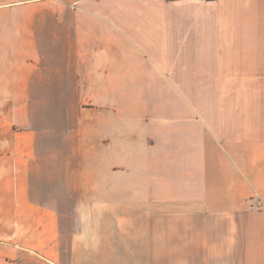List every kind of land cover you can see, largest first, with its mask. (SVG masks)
<instances>
[{
  "label": "crops",
  "instance_id": "1",
  "mask_svg": "<svg viewBox=\"0 0 264 264\" xmlns=\"http://www.w3.org/2000/svg\"><path fill=\"white\" fill-rule=\"evenodd\" d=\"M0 264H264V0H0Z\"/></svg>",
  "mask_w": 264,
  "mask_h": 264
},
{
  "label": "rangeland",
  "instance_id": "2",
  "mask_svg": "<svg viewBox=\"0 0 264 264\" xmlns=\"http://www.w3.org/2000/svg\"><path fill=\"white\" fill-rule=\"evenodd\" d=\"M70 224H71V222H70V220H68V225L70 226Z\"/></svg>",
  "mask_w": 264,
  "mask_h": 264
}]
</instances>
